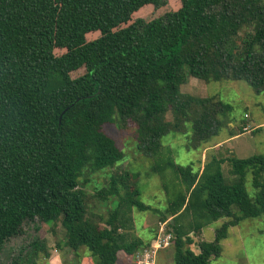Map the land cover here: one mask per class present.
Here are the masks:
<instances>
[{"label":"trees","instance_id":"1","mask_svg":"<svg viewBox=\"0 0 264 264\" xmlns=\"http://www.w3.org/2000/svg\"><path fill=\"white\" fill-rule=\"evenodd\" d=\"M155 1L0 0V253L35 219L60 222L66 247L86 248L96 264H117L119 252L132 257L149 246L125 232L128 211L158 213L140 201L130 173L111 175L97 191L98 201L113 204L107 218H96L79 187L85 172L123 159L102 130L116 120L133 121L137 147L152 157V169L177 180L171 189L164 185L168 204L161 216L164 223L171 218L173 264H211L230 227L264 216V155L213 156L198 172L177 165L161 147L166 135L184 134L190 119L195 141L206 143L230 117L231 105L216 97L181 93L188 78L244 81L264 93V0H181L163 15L131 21ZM90 33L98 37L88 41ZM81 68L82 76L70 77ZM243 128L229 129V138ZM248 173L252 200L244 186ZM185 216L186 227L179 223ZM222 218L228 220L195 253L189 233ZM29 248L10 264L50 257L39 239Z\"/></svg>","mask_w":264,"mask_h":264},{"label":"rangeland","instance_id":"2","mask_svg":"<svg viewBox=\"0 0 264 264\" xmlns=\"http://www.w3.org/2000/svg\"><path fill=\"white\" fill-rule=\"evenodd\" d=\"M181 0H156L153 4L140 9L131 21L136 18L149 20L163 15L179 6ZM244 29H242V32ZM98 37V33H90L87 40ZM61 50L55 53L61 54ZM84 69H78L70 74L75 79L84 74ZM180 91L197 98L216 97L232 107L227 122L218 136L206 143L195 141L196 136L191 129V121L185 125L184 134L170 133L161 139L163 153L169 150L174 161L180 166H191L193 171L200 172L211 157L226 159L231 154L237 158H247L253 155H264V93H255L244 81L224 80L219 82H205L195 78H188L187 83L181 85ZM191 114V113H190ZM170 121L169 116L166 118ZM244 127L242 135L223 143L229 136V129ZM258 127L259 130H256ZM246 128V129H245ZM103 132L112 138L119 150L123 153V159L115 167L104 169L95 173L85 172L79 180L88 201L90 211L107 218L108 211L112 208L111 200L98 201L96 193L109 183L111 175L128 172L134 182V188L140 192V201L158 211L139 212L132 209L125 213L126 234L139 237L149 243L148 247L136 251L132 257L124 253H118L117 264H173L172 241L174 233L169 226L171 218L164 223L161 221L162 213L168 204V195L164 189L167 185L171 189L177 180L169 171L162 176L153 169L154 160L137 147L136 125L133 121L122 122L116 120L112 124H105ZM235 132L238 133L236 130ZM224 179L232 181L228 163L222 165ZM246 193L252 200L256 190L251 186L249 173L244 183ZM132 188V190H134ZM178 188V187H177ZM179 189V188H178ZM98 219V218H97ZM227 218L219 219L204 226L198 233L190 232L193 243L190 248L197 253L200 241L210 242L214 238V232ZM190 217H183L179 223L184 227L190 222ZM100 226L104 227L103 223ZM22 234L8 240L0 253V264H10L20 253L25 256L30 252L29 245L35 240H41L50 253L49 258L42 254L36 258V264H96L97 258L92 257L88 250L81 247L76 253L65 245V231L60 222L45 225L35 219L34 222L23 226ZM169 236V239L166 237ZM162 240L155 243V239ZM152 243L153 246L152 247ZM219 257L212 258L211 264H264V216L257 219H246L237 226L228 229L227 237L221 241ZM156 249V251H155Z\"/></svg>","mask_w":264,"mask_h":264},{"label":"built area","instance_id":"3","mask_svg":"<svg viewBox=\"0 0 264 264\" xmlns=\"http://www.w3.org/2000/svg\"><path fill=\"white\" fill-rule=\"evenodd\" d=\"M245 129H246V128H245ZM166 238L169 239V236L166 237ZM154 241H155L154 245L157 244V243H161V242H162V240H160L159 238L155 239ZM152 247H154V246H153V243H152ZM155 251H156V249H155Z\"/></svg>","mask_w":264,"mask_h":264},{"label":"crops","instance_id":"4","mask_svg":"<svg viewBox=\"0 0 264 264\" xmlns=\"http://www.w3.org/2000/svg\"><path fill=\"white\" fill-rule=\"evenodd\" d=\"M242 135V134H241ZM239 135H236V136H234V137H232V138H227V139H225V140H223V143H225L226 141H228V140H231V139H234V138H237Z\"/></svg>","mask_w":264,"mask_h":264}]
</instances>
